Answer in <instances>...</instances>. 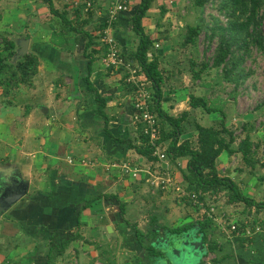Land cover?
Returning <instances> with one entry per match:
<instances>
[{"label":"crops","instance_id":"0c3cea01","mask_svg":"<svg viewBox=\"0 0 264 264\" xmlns=\"http://www.w3.org/2000/svg\"><path fill=\"white\" fill-rule=\"evenodd\" d=\"M74 1L53 0L56 9L66 12L70 23L65 24L43 0H0V33L16 43L17 52H33L40 61L32 84L8 93L0 86V194L9 185L8 177L29 184L18 202L0 212V264H167L160 256L158 263L155 257L156 263L150 259L148 245L140 243L137 229L145 237L148 232L162 233L165 216L157 209L159 202L169 204L172 222L183 219L173 216L183 215L179 195L154 185L150 174L168 171L184 186L188 158L173 160L167 155L171 139L158 144V151L166 154L164 159L153 154L156 159L149 160L130 146L141 143V122L136 120L134 106L137 81L152 93L150 108L154 95L146 74L131 58L139 42L131 27L139 0H121L128 10L111 24L107 12L117 0H93L88 12L81 5L74 6ZM161 1L167 2L155 0L143 20L154 39L149 58H158L165 78L161 108L175 117L187 111L179 142L190 140L197 146L195 125H205L202 119L208 112L196 116L200 108L191 106L190 97L202 96L196 90L207 85L199 79L198 85L194 83L190 61L178 63L172 40L176 26L170 39L161 37V25L176 12L170 6L174 1L169 0L170 5ZM105 29L118 42L123 61L118 67L103 62ZM131 67L136 68V80L131 79ZM97 93L106 99L108 121L96 112ZM158 119L160 134L162 127L171 129L159 115ZM221 157L219 173L243 189L246 172L236 180L234 172L220 163ZM124 164L145 171L134 178L124 171ZM87 201L92 202L84 207ZM120 203H124V214ZM239 204L225 203L217 210L226 212ZM239 208L242 211L235 221L245 217V207ZM153 217L157 220L150 223ZM186 217L171 228L193 222L192 216ZM259 217L264 219V210ZM213 222L205 242L207 249L212 243L217 246L209 254L212 264H264V231L246 236L245 227L233 231L230 225ZM143 224L148 226L142 229Z\"/></svg>","mask_w":264,"mask_h":264},{"label":"trees","instance_id":"16d2710c","mask_svg":"<svg viewBox=\"0 0 264 264\" xmlns=\"http://www.w3.org/2000/svg\"><path fill=\"white\" fill-rule=\"evenodd\" d=\"M47 3L52 14L58 15L65 24L70 21L66 12H60L55 8L53 0H43ZM155 0H139V6L136 13L131 18V27L139 38L138 46L135 51L131 52V58L138 63L141 70L146 74L153 92L152 111L158 113L164 122L171 125L170 130L161 128V134L157 143H161L167 139H171L166 153L175 160L179 157L188 158L187 171L183 172L185 180V189L195 194L200 200H214L219 195H224L228 204L245 205L246 217L239 220L240 227L258 224L260 220L259 213L264 210V200H257L254 197L244 193L242 187L227 175H221L217 168L218 157L227 152L229 155L241 153L242 160L251 168H255L257 160L254 159V144L249 134L242 139L238 147L234 146L237 140L235 131L227 127L225 120L221 121L219 127L205 126L196 123L195 127L198 132L197 146H193L190 140H184L181 143L180 137L183 134V121L187 116V111L180 116L175 117L166 113L161 108L162 86L164 83V74L160 69L157 57L149 58V51L154 46V39L147 33L143 20ZM198 7L206 6L210 2H220L221 10L227 16V24L218 23L212 27V31L208 33L207 38L210 43L217 38L218 44L211 61H203L198 68V63L191 61V71L194 80H202L203 73L212 68H220L227 82L238 81L237 69L245 61L250 47H255L260 51H264V0H190ZM203 25L201 23L189 25L185 39L186 44H195L199 37ZM16 43L7 35L0 33V86L4 88V93H8L11 88L21 85L32 84L33 77L38 72L39 57L33 52H29L19 58L16 57ZM94 88L93 86H91ZM96 100L98 107L96 112L108 121L105 112L106 99L97 93ZM191 106L194 108L202 107L206 112H224L221 106L208 104L204 96L191 95ZM264 105V100L261 103ZM220 107V108H218ZM141 143H130V146L139 154L149 160H154L153 155L155 146L150 142V136L144 132L143 125L139 128ZM264 180V177L261 179ZM102 196V195H101ZM100 196V197H101ZM110 197L111 195H105ZM191 203V199H186ZM87 201L84 207L91 204ZM197 206V205H196ZM120 210L124 214V203H120ZM196 225L198 227H196ZM214 225L210 217L196 223L186 224L176 228H170L169 231L181 235L196 227L198 234L202 235L204 243H207V229H212ZM137 234L141 244H144V233L137 229ZM156 237L157 235H153ZM217 246L212 243L211 246H205L204 257L215 252ZM151 256H161L163 251H158L154 244L147 246ZM214 260H212V263ZM49 264V263H48Z\"/></svg>","mask_w":264,"mask_h":264},{"label":"rangeland","instance_id":"374dc122","mask_svg":"<svg viewBox=\"0 0 264 264\" xmlns=\"http://www.w3.org/2000/svg\"><path fill=\"white\" fill-rule=\"evenodd\" d=\"M170 1H174V4L169 3V0H167V2L161 1L168 5L171 4L170 6L176 9L174 10L176 12L171 13L172 17L169 18V21L167 20V22H164L165 24L161 25L163 26L162 31H160L162 33L161 37H164L165 40L170 39L172 37L170 31L176 26L175 30L177 32L172 40H174L173 48L176 49L178 63L185 60L190 62L194 60L199 64L198 68H200V64L203 61H211L218 44L217 38L213 39L210 43L207 38L208 33H210L212 27H215L218 23L227 24V16L224 11L221 10V4L218 1L210 2L203 7L196 6L190 0ZM198 23L203 25V29L196 43L186 44L185 39L188 26ZM237 77L238 81L227 82L220 68L206 70L203 73L202 80L207 87L201 88L200 90L197 88L198 90L196 91H198L197 93H199V95L207 99L208 104L221 106L226 114L223 115L218 111L208 114L203 108L199 107L201 113L195 112V115L198 116L207 113L206 117L202 119L203 124L216 127H219L221 121L225 120L227 127L235 131L237 136V140L234 143L235 147H238L240 141L249 134L254 144L253 149L255 153L253 157L257 160L255 168H251L242 160L241 153L229 155L227 152H223L220 163L224 166L227 165L228 169L234 172L233 177L236 180H239L240 176H244L243 173L246 172L247 175L242 183L243 190L247 193L249 192L248 194L253 195L251 197L257 200H264V180H261V178L264 177V105H261L264 100V51H260L255 47H250L248 54L245 56V61L237 69ZM193 81L195 83L197 80L193 79ZM195 84L198 85V82ZM224 166L221 168L222 171L225 169ZM184 197L185 196L182 195L179 196L177 202L179 206H182L183 215H179V213L173 215L175 218L177 216L184 217L183 219H177L173 222L171 221L172 216L168 214V209H170L169 204L166 205L165 202H159V204H157V209L163 212V217L165 216L164 219H161L165 229L160 235L154 237V239H150V236L153 235H151V232H148V235L144 238L145 245H149L150 242L153 241L152 243H154L156 249L166 251V249H169L170 244L177 240V236L185 239V233L177 235L169 231L174 223H177L178 220L179 223H182L187 219L186 215L193 217L192 223L209 217L208 214L203 212L202 208L194 205L192 201L189 203ZM225 199L224 195H219L214 200L209 199V202H214L217 215L219 214L217 208L220 207L221 209V206L227 203ZM240 206L245 207L243 204L234 205L235 208L226 211L231 220H235L238 216L237 213L242 211L239 208ZM244 212L243 214L246 217V213ZM150 217H152V214H150ZM153 220H157V218L153 217L150 219V223L154 222ZM145 226L147 227L148 224L141 225V228L145 229ZM168 256L169 258L167 260L173 264H186L184 261L187 259L189 261L191 260V255L188 252L182 253L181 257H174L168 252L167 254L163 252L160 257L162 259ZM154 257L157 263L160 262V258L157 255L151 256L150 259L154 261ZM210 259L211 256L209 255L204 258V260L208 261H210Z\"/></svg>","mask_w":264,"mask_h":264},{"label":"built area","instance_id":"2783aa9c","mask_svg":"<svg viewBox=\"0 0 264 264\" xmlns=\"http://www.w3.org/2000/svg\"><path fill=\"white\" fill-rule=\"evenodd\" d=\"M83 6L85 11H90L94 7L93 0H75L74 6L80 7ZM128 10V5L126 2L117 0L114 2L108 9L107 14L109 15V24H111L117 15L122 12ZM103 41L107 44V52L103 57V62L107 67L115 66L118 67L123 63L122 57L120 54V49L116 38L111 34L109 29H105L102 35ZM156 46H159L158 44ZM136 68L131 67V79L136 80ZM137 89L134 97V106L138 111L136 115V120L141 122L144 128V132L150 136V142L155 146L154 155L159 156L160 159H164L166 154L164 152L158 151V143L157 140L160 137V125L158 115L152 111L150 108V102L152 100V93H150L144 86H142L137 81ZM86 163H90L86 161ZM122 168L125 172L131 174L134 178H137L140 172L145 171L138 168H133L127 164L122 165ZM146 173L150 174L149 169L146 170ZM154 176V180L152 181L154 185L162 188L163 190H172L176 192L179 196L189 197L194 205L202 208L203 212L208 214V216L217 221L221 225H230V229L235 231L240 228L239 220L232 222L229 215L226 212L216 213V206L214 202H209V200H200L195 194H192L185 187L178 182H176L172 176V174L168 171L158 174H150ZM214 199L216 198L213 197ZM208 208V209H207ZM203 213V214H204ZM264 231V225L261 223L245 226L243 233L246 236H252L257 232Z\"/></svg>","mask_w":264,"mask_h":264},{"label":"water","instance_id":"95a60500","mask_svg":"<svg viewBox=\"0 0 264 264\" xmlns=\"http://www.w3.org/2000/svg\"><path fill=\"white\" fill-rule=\"evenodd\" d=\"M24 55V52L20 50L16 54L18 58L20 55ZM9 185L2 191L0 194V212L7 211L13 204L18 202L28 191L29 184L27 182H22L17 179H10L8 177ZM196 227H198L196 225ZM196 227L193 230L188 231L184 234L185 239L177 236V240L172 242L169 246V249L166 251L162 250L164 253L167 252L172 256L181 257L182 253H190L191 260L188 259L184 261L188 264H212L208 260H204V251H205V243L202 239V235L198 234L196 231ZM167 264H173L169 262L168 257H164Z\"/></svg>","mask_w":264,"mask_h":264},{"label":"flooded vegetation","instance_id":"af4514ba","mask_svg":"<svg viewBox=\"0 0 264 264\" xmlns=\"http://www.w3.org/2000/svg\"><path fill=\"white\" fill-rule=\"evenodd\" d=\"M186 264H188V262H186Z\"/></svg>","mask_w":264,"mask_h":264}]
</instances>
